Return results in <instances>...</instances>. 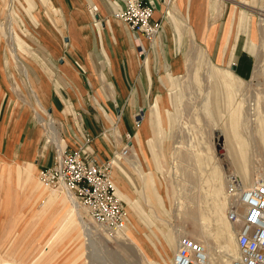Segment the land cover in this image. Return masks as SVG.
<instances>
[{"label":"crops","instance_id":"crops-1","mask_svg":"<svg viewBox=\"0 0 264 264\" xmlns=\"http://www.w3.org/2000/svg\"><path fill=\"white\" fill-rule=\"evenodd\" d=\"M126 1L46 0L44 3L37 0L35 7L31 4L33 7L25 11L31 30L28 34L22 30L20 32L29 41L30 53L20 58L23 62L18 59L14 67L7 64L6 59L0 63L2 258L28 262L38 259L42 250L46 249L44 264H87L85 241L94 247L97 229L91 222H82L79 216L81 211L69 195L54 189H40V177H32L28 173L29 166L43 165L45 168L52 164L56 148L78 147L81 129L92 136L90 146L102 159L111 158L122 151L128 144L125 134H132L136 129V112L143 110L146 115L156 102H160L164 108L166 71L181 68L177 64V30L181 27L187 30L191 28L192 43L202 46L196 50L197 65L192 66L196 81L200 80L201 62L205 63L204 68L210 70V78L227 77L226 71L231 73L232 77L227 78V82L223 79L229 100L228 118L238 103L245 106L248 102L245 97L239 100L237 95L241 83L251 76L254 63L246 61L242 52L239 55L241 59L234 62V52L241 31L251 29L250 49L257 58V64H264V45L263 50L257 46L260 38L264 37V17H261V24L255 26L254 18L237 8L225 34L223 52L225 58L230 56L226 62L219 60L221 53H215V40L219 36L216 31L212 37L213 28L209 30L211 10L207 8L206 0H143L153 5L154 19L161 21V31L152 42L132 32L124 21L114 17L116 12L126 7ZM258 1L240 2L252 5ZM262 4L261 10L264 12V0ZM94 5L96 10L93 9ZM139 43L143 46V55L139 53ZM204 47L212 59L218 54L216 62L211 60ZM9 70L15 71L12 78L7 76ZM167 82L173 86L170 77ZM208 99L209 95L205 98V104ZM205 104V111L212 110L211 107L206 109ZM258 105L255 116L264 118L263 107L260 103ZM155 116L154 113L153 121L157 120ZM147 122L134 137L133 160L125 156L117 165L122 172H128L127 168L137 171L150 199L169 207V199L173 197L166 185V161L158 150L149 146L147 149V145H144V138L149 132ZM258 128L260 135H255V148L258 141L264 142V128L261 125ZM230 131L234 135L232 143L236 148L241 149L246 146L243 145L245 142H250L237 138L231 126ZM50 133L53 135L52 142L47 140ZM136 144H140L150 167L149 153L152 154L155 168H151L149 174L142 170ZM118 168L114 167L113 174L117 193L128 204V224L124 233L113 240L106 238L105 242L111 244L129 238L142 254L148 256L144 248L145 240L133 237L134 227L140 221H144L146 226L154 222L165 224V221L150 205L149 214L144 213L140 203L134 199V193L120 177ZM129 178L137 187L130 173ZM73 216L81 234L77 229V238L71 239L70 231L76 227L70 230L63 228ZM151 231L154 240L152 237L146 238L158 253L154 264H161L165 255L172 259L169 248L172 246L173 250L177 247V232L158 226ZM55 238V243L49 247Z\"/></svg>","mask_w":264,"mask_h":264},{"label":"rangeland","instance_id":"rangeland-1","mask_svg":"<svg viewBox=\"0 0 264 264\" xmlns=\"http://www.w3.org/2000/svg\"><path fill=\"white\" fill-rule=\"evenodd\" d=\"M42 1L44 3L46 2V0ZM240 1L241 0H206L208 5L207 8L211 10V16L209 18L211 28L209 27V30L213 28L212 37H214L215 32L218 31L219 37L215 40V53H221L222 56L221 59H219L221 61L225 60L228 62L230 60V56L228 55L225 58L223 52L226 40L225 34L229 22L237 8L243 9L249 16L254 18L255 26H259L262 20L261 17H264V12L261 10V8H263L262 0H259L252 5H244ZM36 2L37 0H0V63L6 59V63L14 67L18 62V59L30 53L27 43L28 39L24 36L25 34H28L30 29L28 26V16L25 11H29L33 6L35 7ZM31 4H33V6H31ZM21 23L25 25L21 26ZM12 27L14 29L13 32ZM20 30L25 34L20 32ZM209 30L208 32H210ZM250 39L251 29H248L246 31H241L236 42L237 46L234 52V62L241 59L239 58V55L242 52L245 54L246 61L254 63L252 74L241 83L237 98H240L239 100H241L245 97L244 99L246 101L251 100L252 102H256L253 99L257 100L258 102L255 103L256 110H258V104L260 103L263 107L262 110L264 113V64L262 62L257 64V58L250 49ZM198 43L199 41H197V44ZM263 45L264 37H261L257 42V46L260 50H263ZM198 46L200 47L201 45L198 44ZM198 46L192 43L191 28L187 30L185 27H181L180 30H177V64H180L181 68L174 71H166V86L164 87L163 93L165 99L164 108L161 107L160 102H156L154 108H152L150 112H147L146 115L143 110L137 111L136 114L140 113L141 115V122L139 124H135L136 115L134 117V125L136 126V129L132 133L133 144L134 137L138 135L139 130L148 119L147 124L149 132L144 138V145H147V149L149 146L158 150L159 155H162L166 161L164 167L166 169L165 177H167L166 185L169 189V193L172 194L173 197L169 199V207H164L162 204L150 199L148 191H146L143 184L140 183L138 172L131 168H127V171L133 176L137 184L136 187L130 180L129 173L119 170L117 162H122L123 157H119L120 151L115 153L118 155L117 157L120 158L116 159L115 167L116 169L118 168L120 177L127 183L134 193V199L140 203L146 214H149V210L153 208L157 215L165 221V224L162 222H154L150 226H146L144 221H140L135 225L133 237L138 240H145L146 244L144 245V248L148 255L146 256L140 252L136 244L129 238L122 239L121 241H113L111 244H109V242L106 243V237L99 234L98 227L91 222V225L97 229L98 236L96 239L97 243L94 247L85 241L87 264H154L158 257V253L156 248L150 244L149 239L146 237H152L151 239L154 240V235L152 236L151 230L155 229L156 226L166 231L175 230L177 232L176 235L178 234L179 238L183 235H187L202 243H204L203 241L208 240V250L215 255L219 254V252L217 253V248L219 247L217 243L221 242V235L218 233L220 230L218 231L215 221L211 223L214 234L210 238L206 237V232L202 228L203 222L209 220V203L205 202L206 200H204L203 196L207 193L206 189L208 187L210 188L213 182V164L220 168V177H222L225 182V189L226 174L229 171L240 175L243 181L248 183L247 185L252 184H250L244 174L242 159L239 152L235 149L234 144H232L230 137V126L232 127V125L229 126L228 122L229 100L226 98V82L227 78L230 77L218 79L210 78L208 74L210 70L204 68L205 63L201 62L202 64H200L199 68L200 80L196 81L193 78L194 70L192 69V66L194 64L197 65L196 50L198 49ZM204 48L206 49V47ZM207 53L209 54L208 51ZM209 56L214 62L218 60L216 56L213 59L210 54ZM20 60L23 62L22 59ZM14 72L15 71L13 70H9L7 76L9 75L12 78ZM17 74L19 76V71H17ZM177 75L179 76L177 77ZM168 77L173 79V86L167 82ZM223 79L226 80V82ZM232 86H230L231 90L233 88ZM207 95H209V99L206 100L205 104V98ZM204 104L206 109L211 107L212 110L205 111L203 108ZM248 104L249 102H246L245 106H243V115L246 114V110L249 106ZM39 109L41 110L40 107ZM154 113L157 115L155 116V118L157 117V120L155 121L152 120ZM255 118V116L251 120L250 118H243L239 120L237 124V128L240 131L239 137L243 141H250L248 143V146H250L249 162L252 169L253 183L257 181L256 176L259 175V171L264 169V142L258 141L256 148L254 142L255 135H260L258 127L261 125L262 128H264V118H258V124L256 123ZM261 121H263L262 124ZM232 130L234 131L233 127ZM79 131H81L79 132L80 134L78 133V137H80L79 141L83 142L84 135L88 136V133L84 129ZM220 136L223 137L222 143L220 141ZM90 137L92 138L91 135ZM52 138L53 135L50 133L47 136V140L51 141L53 140ZM125 138L127 139L126 134ZM250 138H252V141ZM53 144H55V142H53ZM136 145L142 170L146 174H149L151 168H155L152 154L149 153L150 167L140 144ZM175 156H177V160L175 159ZM134 157L135 155L131 148L127 155V159L133 160ZM254 159H256V165H254ZM42 169H44L43 165H37L35 167L30 165L28 173L30 172L32 177H40ZM38 185L40 189L46 190L40 181L38 182ZM181 188H184L187 193V200L189 202L187 203V206L189 205L190 207V210L183 212L178 211L179 193ZM211 198L212 197H210L209 200L210 202ZM124 202L127 208L128 204L125 200ZM149 205L152 207L149 208ZM82 210L84 213V209ZM201 210H203V212ZM226 210L227 208L225 207V216ZM200 212L203 213L201 220ZM192 216L197 217L200 221L198 222ZM86 219L88 220V218ZM231 225L237 233L238 225H234L233 223H231ZM72 227L76 228L70 231L72 233L71 239L73 237L77 238V229H79L80 234L81 230L77 224L75 216L70 219L63 229L70 230ZM63 229L59 231L57 236L60 235ZM55 241L56 238L49 247H51ZM226 245H228V243H226L225 246ZM169 249L170 254L172 255L176 247L172 250L171 246ZM47 251L48 250L43 249L38 259L34 258L32 261L28 262L19 261L14 258L5 259L0 256V264H13L12 262L19 264H44ZM166 257L168 258L167 255H165V258Z\"/></svg>","mask_w":264,"mask_h":264},{"label":"built area","instance_id":"built-area-1","mask_svg":"<svg viewBox=\"0 0 264 264\" xmlns=\"http://www.w3.org/2000/svg\"><path fill=\"white\" fill-rule=\"evenodd\" d=\"M93 9L97 7L94 5ZM128 28L154 41L161 31V21L154 19V7L143 0H127L126 7L114 14ZM139 53L144 54L138 44ZM141 122L136 114L135 124ZM128 144L120 151L125 157L132 148V134L127 133ZM92 138L84 135L78 147L56 148L53 161L40 173V182L47 189L69 195L84 209V216L99 228V234L109 240L125 232L128 224L125 202L117 193L113 170L118 155L102 159L91 148ZM120 159V158H119ZM226 217L238 225V253L231 264H264V178L246 185L237 173L226 174ZM172 264H216L206 246L187 235L179 238L172 254Z\"/></svg>","mask_w":264,"mask_h":264},{"label":"bare ground","instance_id":"bare-ground-1","mask_svg":"<svg viewBox=\"0 0 264 264\" xmlns=\"http://www.w3.org/2000/svg\"><path fill=\"white\" fill-rule=\"evenodd\" d=\"M224 73L227 77H232L229 71H226ZM248 102H249L248 104L249 106H248V109L245 115L242 114V109H243L244 104L240 102L238 103L237 107H234L230 117L228 118L229 126L232 125L234 129L233 133L235 134L237 138L240 136L239 135L240 131L237 128L238 121L243 118L245 119L250 118L251 120L255 116L256 105L254 102L250 100ZM255 121L257 124L259 123V119L257 117L255 118ZM230 137H231V140L233 141L234 135L232 133L230 134ZM243 145H246V146L245 147L243 146V148L241 149H238L235 146L234 147L239 152L240 157L242 159V162H243L242 167H243L244 174L246 175L250 184H253V176H252V171H251L252 169H251L250 162H249L250 156H249L248 143L245 142ZM175 159L177 160V156H175ZM212 176H213L212 185L210 186V188L208 187L206 189L207 193H205V195L203 196L204 200H206L205 202L209 203L208 204L209 205V215H208L209 220L207 222H203L202 228L206 232V237L210 238L214 234L211 223L215 221V225L218 227V231L220 230L218 233H220L221 235V242L217 243L219 246L217 248V253L219 252V254L215 255L214 253H211L208 250L207 248V245L209 244L208 240L203 241L204 242L203 244L206 246L208 254L216 262V264H231L232 260L236 257L238 253V248H237L238 232L237 233L235 232L233 226L231 225V222L225 216L224 209L225 207L227 208V198L225 196V182L222 179V177H220V168L214 164H213ZM113 178L115 182L114 174H113ZM256 178L257 180L264 178V169L259 171V175L256 176ZM245 184L247 185L248 183H245ZM210 197H212L211 202L209 201ZM187 199H188L187 193L185 192L184 188H181L180 193H179V206H178L179 212L190 210L189 205L187 206V203H189ZM78 207L81 211V215L79 214L78 215L80 216L82 222L89 223L90 220H87L85 218L82 208L79 205ZM125 208H126V205H125ZM201 211L203 212V210ZM202 216H203V213L200 212V220ZM192 217L196 219L198 222L200 221L199 219H197V217L195 216H192ZM178 240H179V236L177 234V241ZM226 243H228V245L225 246ZM171 260L172 259H170L169 257L168 258L166 257L163 260H161V264H172Z\"/></svg>","mask_w":264,"mask_h":264},{"label":"water","instance_id":"water-1","mask_svg":"<svg viewBox=\"0 0 264 264\" xmlns=\"http://www.w3.org/2000/svg\"><path fill=\"white\" fill-rule=\"evenodd\" d=\"M220 141H221V143H222V141H223V137H222V136H220Z\"/></svg>","mask_w":264,"mask_h":264}]
</instances>
